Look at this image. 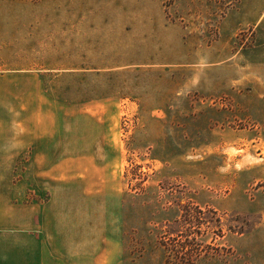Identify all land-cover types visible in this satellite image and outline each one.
<instances>
[{"label": "rangeland", "instance_id": "obj_1", "mask_svg": "<svg viewBox=\"0 0 264 264\" xmlns=\"http://www.w3.org/2000/svg\"><path fill=\"white\" fill-rule=\"evenodd\" d=\"M0 264H264V0H0Z\"/></svg>", "mask_w": 264, "mask_h": 264}]
</instances>
